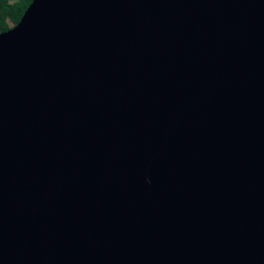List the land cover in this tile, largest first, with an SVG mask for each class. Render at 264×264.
Returning a JSON list of instances; mask_svg holds the SVG:
<instances>
[{
	"label": "water",
	"instance_id": "1",
	"mask_svg": "<svg viewBox=\"0 0 264 264\" xmlns=\"http://www.w3.org/2000/svg\"><path fill=\"white\" fill-rule=\"evenodd\" d=\"M0 264H264V0H32L0 33Z\"/></svg>",
	"mask_w": 264,
	"mask_h": 264
},
{
	"label": "trees",
	"instance_id": "2",
	"mask_svg": "<svg viewBox=\"0 0 264 264\" xmlns=\"http://www.w3.org/2000/svg\"><path fill=\"white\" fill-rule=\"evenodd\" d=\"M32 0H0V33L14 27Z\"/></svg>",
	"mask_w": 264,
	"mask_h": 264
}]
</instances>
